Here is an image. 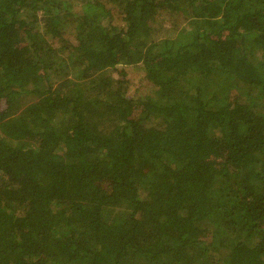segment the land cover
<instances>
[{
  "label": "trees",
  "instance_id": "1",
  "mask_svg": "<svg viewBox=\"0 0 264 264\" xmlns=\"http://www.w3.org/2000/svg\"><path fill=\"white\" fill-rule=\"evenodd\" d=\"M0 264H264V0H0Z\"/></svg>",
  "mask_w": 264,
  "mask_h": 264
},
{
  "label": "rangeland",
  "instance_id": "2",
  "mask_svg": "<svg viewBox=\"0 0 264 264\" xmlns=\"http://www.w3.org/2000/svg\"><path fill=\"white\" fill-rule=\"evenodd\" d=\"M28 101H30V100H29V99L25 100V101H24V104H26Z\"/></svg>",
  "mask_w": 264,
  "mask_h": 264
}]
</instances>
